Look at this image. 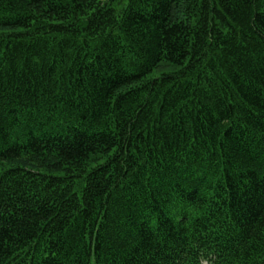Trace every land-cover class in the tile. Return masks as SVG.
<instances>
[{"label": "trees", "instance_id": "trees-1", "mask_svg": "<svg viewBox=\"0 0 264 264\" xmlns=\"http://www.w3.org/2000/svg\"><path fill=\"white\" fill-rule=\"evenodd\" d=\"M0 264H264V0H0Z\"/></svg>", "mask_w": 264, "mask_h": 264}]
</instances>
